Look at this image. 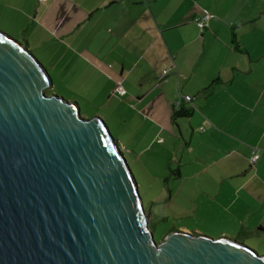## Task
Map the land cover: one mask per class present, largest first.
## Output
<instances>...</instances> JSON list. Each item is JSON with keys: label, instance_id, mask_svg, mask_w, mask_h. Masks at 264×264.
Returning <instances> with one entry per match:
<instances>
[{"label": "crops", "instance_id": "1", "mask_svg": "<svg viewBox=\"0 0 264 264\" xmlns=\"http://www.w3.org/2000/svg\"><path fill=\"white\" fill-rule=\"evenodd\" d=\"M0 22L29 51L62 53L53 73L79 102L115 107L123 153L166 152L178 205L264 248V0H0ZM184 94L193 113L171 121Z\"/></svg>", "mask_w": 264, "mask_h": 264}, {"label": "water", "instance_id": "2", "mask_svg": "<svg viewBox=\"0 0 264 264\" xmlns=\"http://www.w3.org/2000/svg\"><path fill=\"white\" fill-rule=\"evenodd\" d=\"M50 80L0 31V264H264L225 236L155 242L108 126L49 93Z\"/></svg>", "mask_w": 264, "mask_h": 264}, {"label": "rangeland", "instance_id": "3", "mask_svg": "<svg viewBox=\"0 0 264 264\" xmlns=\"http://www.w3.org/2000/svg\"><path fill=\"white\" fill-rule=\"evenodd\" d=\"M0 27V31H3L7 33L8 36L22 42L21 40L17 39L15 35L17 33L16 30L13 31L11 29L10 31H12L13 34L8 33L4 30L6 26L3 22H0ZM20 34H24L23 31H21ZM20 34H17V36H19ZM35 47V43L31 41L30 48H26L28 50H31ZM30 52L37 58V61H39L43 67L44 64L42 63V61H44L47 66L44 68L51 78L49 86L46 87L49 93L58 95L68 102L75 101L82 110L102 119L108 126L107 128L110 131L112 137L116 139V135L118 136L120 133L117 129V125L115 124V107L108 105L107 103H101L92 100L81 101L80 99L79 102L78 96L81 91L77 90L72 85V82H69L70 78L68 71L65 76V80L58 79L57 76L53 73V59L49 56L56 55L57 57L62 53L38 51ZM65 54L68 58L70 57L69 54ZM202 147L210 150L213 148V145H203ZM123 154L125 157L124 159L132 172L131 174L133 175L137 183L138 194L142 200L141 204L145 211L148 210L150 212V217L146 219V222L153 233L152 237L155 242L159 243L164 239L166 235L181 231L190 234L205 235L212 238L221 236L232 238L228 237L226 234H222L220 232V227L218 228L215 225L206 223L197 215H194V210H188L189 207H186V205H178V199L180 200L181 194L179 191L175 195L177 185H175L173 181L176 173L178 172V169L176 168L177 165L175 163H172L170 169H165V167H163L166 152H163L162 158L158 157L157 159H155L152 165H149V163L142 158H134L130 153ZM205 154L208 155L207 152ZM164 178L168 180L169 186L166 185L167 180L165 181ZM184 197L188 198L187 196ZM154 213L157 215L156 217L151 216ZM237 241L241 242L240 240ZM241 244L254 249L258 255H264V248L256 249V247H253L246 243L241 242Z\"/></svg>", "mask_w": 264, "mask_h": 264}, {"label": "trees", "instance_id": "4", "mask_svg": "<svg viewBox=\"0 0 264 264\" xmlns=\"http://www.w3.org/2000/svg\"><path fill=\"white\" fill-rule=\"evenodd\" d=\"M232 45H233V48L234 49H239V45L237 43V40L235 38V35L232 33ZM217 80V79H216ZM185 101L182 99L180 100V102L173 107V111H172V114H171V121H175L176 119L178 118H182V117H189L190 115H192L193 113V107H190V106H185ZM116 141V140H115ZM179 173L177 172L176 173V176L178 175ZM165 181L167 180L166 178H164Z\"/></svg>", "mask_w": 264, "mask_h": 264}, {"label": "built area", "instance_id": "5", "mask_svg": "<svg viewBox=\"0 0 264 264\" xmlns=\"http://www.w3.org/2000/svg\"><path fill=\"white\" fill-rule=\"evenodd\" d=\"M208 19H209V15L205 14L201 19L197 20V27L199 29H202L204 27H206V25H208ZM123 92V87L120 84L115 85L114 89H113V93H115L116 95H120ZM181 98L186 101V102H190V100H192L191 96L189 95H181ZM204 128L200 127V131H203ZM258 154L254 153L251 157V161H254L255 159H257Z\"/></svg>", "mask_w": 264, "mask_h": 264}]
</instances>
